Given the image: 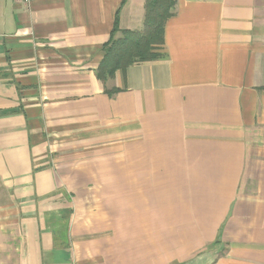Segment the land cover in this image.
<instances>
[{
	"label": "crops",
	"instance_id": "0c3cea01",
	"mask_svg": "<svg viewBox=\"0 0 264 264\" xmlns=\"http://www.w3.org/2000/svg\"><path fill=\"white\" fill-rule=\"evenodd\" d=\"M174 1L0 0V264H264V0Z\"/></svg>",
	"mask_w": 264,
	"mask_h": 264
},
{
	"label": "trees",
	"instance_id": "16d2710c",
	"mask_svg": "<svg viewBox=\"0 0 264 264\" xmlns=\"http://www.w3.org/2000/svg\"><path fill=\"white\" fill-rule=\"evenodd\" d=\"M174 2L145 0V16L140 31H120L116 14L109 41L102 47L103 58L96 70L97 78L101 82L112 78L116 71L124 72L134 63L153 61L161 57L164 27L173 15ZM116 35L120 37L116 38ZM115 91L107 94L111 96Z\"/></svg>",
	"mask_w": 264,
	"mask_h": 264
},
{
	"label": "rangeland",
	"instance_id": "374dc122",
	"mask_svg": "<svg viewBox=\"0 0 264 264\" xmlns=\"http://www.w3.org/2000/svg\"><path fill=\"white\" fill-rule=\"evenodd\" d=\"M120 35H116V38H119ZM145 255V258L141 255H137L136 253H131V260H130V264H143L142 262H144V260L147 258L146 257V253L141 252Z\"/></svg>",
	"mask_w": 264,
	"mask_h": 264
},
{
	"label": "built area",
	"instance_id": "2783aa9c",
	"mask_svg": "<svg viewBox=\"0 0 264 264\" xmlns=\"http://www.w3.org/2000/svg\"><path fill=\"white\" fill-rule=\"evenodd\" d=\"M34 0H15V2L22 4L24 6H29V4H31V2H33Z\"/></svg>",
	"mask_w": 264,
	"mask_h": 264
}]
</instances>
